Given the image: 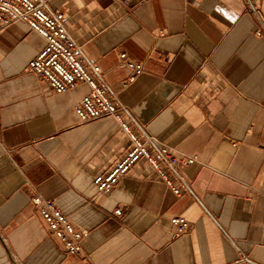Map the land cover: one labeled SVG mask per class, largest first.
Instances as JSON below:
<instances>
[{
	"label": "crops",
	"instance_id": "obj_1",
	"mask_svg": "<svg viewBox=\"0 0 264 264\" xmlns=\"http://www.w3.org/2000/svg\"><path fill=\"white\" fill-rule=\"evenodd\" d=\"M119 105L161 145L195 161L174 195L144 163L106 195L129 141L111 117L80 123L89 93L28 71L44 40L0 32V264H264V0H48ZM140 63L130 70L119 58ZM81 234L65 252L31 199ZM121 210L122 215H114ZM184 218L174 236L170 220Z\"/></svg>",
	"mask_w": 264,
	"mask_h": 264
},
{
	"label": "built area",
	"instance_id": "obj_2",
	"mask_svg": "<svg viewBox=\"0 0 264 264\" xmlns=\"http://www.w3.org/2000/svg\"><path fill=\"white\" fill-rule=\"evenodd\" d=\"M16 22L25 24L44 40L43 49L30 61L28 71L45 81L55 93L75 89L81 83L87 85L89 93L73 110L78 121L86 123L111 117L128 138V148L118 161L108 171L95 175L93 186L96 195L109 194L135 165L144 163L178 196L180 189L186 187L178 169L192 164L195 158L178 156L174 149L161 145L144 126L136 122L128 109L117 103L101 82L100 68L84 58L82 47L68 33L64 15L50 12L48 0H0V32ZM119 58L130 70L127 81L132 82L142 72V65L128 60L125 54ZM31 203L65 252L80 255L81 234L56 203L39 196L32 197ZM114 215L120 217L121 210H116ZM170 223L174 236L182 235L188 229L184 218L174 217Z\"/></svg>",
	"mask_w": 264,
	"mask_h": 264
}]
</instances>
